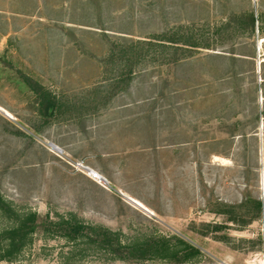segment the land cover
Returning <instances> with one entry per match:
<instances>
[{
    "label": "rangeland",
    "instance_id": "rangeland-1",
    "mask_svg": "<svg viewBox=\"0 0 264 264\" xmlns=\"http://www.w3.org/2000/svg\"><path fill=\"white\" fill-rule=\"evenodd\" d=\"M263 61L264 0H0V264H264Z\"/></svg>",
    "mask_w": 264,
    "mask_h": 264
},
{
    "label": "trees",
    "instance_id": "trees-1",
    "mask_svg": "<svg viewBox=\"0 0 264 264\" xmlns=\"http://www.w3.org/2000/svg\"><path fill=\"white\" fill-rule=\"evenodd\" d=\"M255 22H256L255 19L251 16V19H250V26L253 27ZM175 44H177V43H175ZM177 45H179V44H177ZM194 47H195V46H194ZM251 203H252V205H253V212H254L255 215H259V214L262 212V210H264V204L261 203L260 201H258V200H253ZM216 213H218V214H220V215L222 214V215H225V216H227V217H230V218H229L230 221L234 220V218H231L229 212L221 211V212H216ZM254 217H255V216H253L252 219H253ZM254 219H255V218H254ZM242 221H244V222H242L243 224L246 223L245 220H242ZM22 230H24V228H23V227H19L17 230H15V231L10 232V233L7 234L8 237H9V240H10V247H11V248H13V249L16 248V247H15V240H13V238H16V236H17L18 234H21ZM79 231H80V228H79V227H77V228H75V227L72 228V232L75 233V234H79ZM23 237H24V239H25V238L27 237L26 234H23V235H22V239H23ZM23 245H24V244H23ZM23 245H22V246H23ZM22 246H20V247H22ZM20 247L18 248V251H19ZM16 251H17V250H16ZM11 253H14V252H11ZM7 256H8V255H5L4 257H7ZM7 258H8V257H7ZM1 259H5V258H1Z\"/></svg>",
    "mask_w": 264,
    "mask_h": 264
},
{
    "label": "built area",
    "instance_id": "built-area-1",
    "mask_svg": "<svg viewBox=\"0 0 264 264\" xmlns=\"http://www.w3.org/2000/svg\"><path fill=\"white\" fill-rule=\"evenodd\" d=\"M74 169L83 173L88 178V180H90L94 183H100V182L104 181L98 172L94 171L89 166L85 165L83 162L75 163Z\"/></svg>",
    "mask_w": 264,
    "mask_h": 264
},
{
    "label": "bare ground",
    "instance_id": "bare-ground-1",
    "mask_svg": "<svg viewBox=\"0 0 264 264\" xmlns=\"http://www.w3.org/2000/svg\"><path fill=\"white\" fill-rule=\"evenodd\" d=\"M263 62H264V61H263ZM132 201H133L137 206L143 208L142 205H141L139 202H137V201H135V200H132Z\"/></svg>",
    "mask_w": 264,
    "mask_h": 264
},
{
    "label": "water",
    "instance_id": "water-1",
    "mask_svg": "<svg viewBox=\"0 0 264 264\" xmlns=\"http://www.w3.org/2000/svg\"><path fill=\"white\" fill-rule=\"evenodd\" d=\"M56 149V148H55Z\"/></svg>",
    "mask_w": 264,
    "mask_h": 264
}]
</instances>
